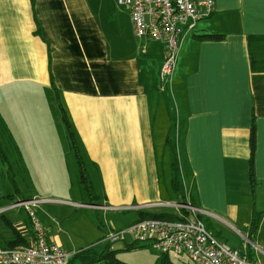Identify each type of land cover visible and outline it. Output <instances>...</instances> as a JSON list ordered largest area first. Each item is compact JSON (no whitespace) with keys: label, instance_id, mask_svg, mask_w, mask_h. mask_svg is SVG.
Returning <instances> with one entry per match:
<instances>
[{"label":"crops","instance_id":"0c3cea01","mask_svg":"<svg viewBox=\"0 0 264 264\" xmlns=\"http://www.w3.org/2000/svg\"><path fill=\"white\" fill-rule=\"evenodd\" d=\"M213 2L212 14L200 20L180 46L170 85L175 83L173 101L180 112L171 137L174 134L186 197L203 212L206 229L218 241L250 249L254 259L264 262V0ZM206 33L224 39L195 38ZM149 41L135 36L128 9L111 13L100 4L93 6V0H0V91L39 87L48 91L50 104L57 108L54 86L87 175L93 169L98 173L91 177L102 189L101 202L60 198L62 204L96 213L135 210L136 222L138 211L172 201L171 196L165 198L168 190L161 189L151 120L155 104L161 106L162 101H150L156 90L153 76L152 86L149 78L140 76L143 58L158 55L162 64V45ZM158 113L164 120L160 109ZM252 115L258 192H252L253 201L250 197L243 210L241 196L228 179L237 178L240 162L248 163ZM23 137L20 150L26 162L46 170V176L66 164L79 165L66 129L25 130ZM129 187H135L138 204L115 203L114 195H130ZM253 211L263 213L255 242L248 238ZM10 222L31 240L27 221ZM106 229L118 228L105 226L104 233ZM47 235L68 253L84 249L68 251L59 235ZM14 237L12 229L0 230L3 246Z\"/></svg>","mask_w":264,"mask_h":264},{"label":"rangeland","instance_id":"374dc122","mask_svg":"<svg viewBox=\"0 0 264 264\" xmlns=\"http://www.w3.org/2000/svg\"><path fill=\"white\" fill-rule=\"evenodd\" d=\"M94 4H100L103 10L111 13L114 8L126 9L118 6L115 0H93V6ZM154 43L149 41V44L160 47L159 44ZM143 61L144 63L140 65V76L145 75L146 79L149 78L151 86L152 76L153 81L156 82V90H154L150 101L153 100L155 103L157 99L162 101L161 106L155 104V112L151 113L152 124L154 122L156 155L160 164L161 189L164 193L165 189L168 190L169 196H166V199L171 196L170 199L175 200V195L171 193L170 189L172 153L168 145H165L167 136L170 135L171 137L169 133L171 120H175L180 112L179 107L176 108L173 101L172 88L175 83L173 82L174 85L171 87L172 78L171 86L169 81L163 82L159 78L160 60L158 55L148 59L143 58ZM142 71L144 72L143 75ZM55 97L60 116L56 105L50 104V94L42 88L37 87L34 90L26 91L24 88L18 87L12 93L0 91V142L6 155V158H3L0 154V211L5 210L0 215V230L3 228L11 230L6 220L13 223L21 221L26 225L28 218L24 208H6L20 201L39 199L42 202L35 211L40 222L47 232H51L52 235L57 234L63 239L66 250L95 247L100 251L105 246L104 242L99 240L102 232L103 235L105 234V226L113 225V227L118 228L117 230H125L136 220L137 212L135 210L128 212L110 210L107 213H96L87 210L85 206L68 207L62 204L61 201L63 200L60 198L87 204L101 202L102 189L92 178L98 174L97 171L93 169L90 172L92 177L87 175L92 186V192H88L86 184L82 183L81 170L77 161L73 165L69 164L68 166L66 164L64 169L51 171L50 175L46 176V170L35 169L31 160L26 162L25 155L20 150L23 142H25L23 137L25 130L27 132L32 130L36 133L43 129L58 132L66 129L68 134L61 106L56 95ZM164 99H166V104L163 102ZM159 109L164 120L159 118ZM155 116L156 119H153ZM178 130L177 124L175 132L177 140L179 138ZM172 138L175 142L174 134ZM68 140L70 141L69 137ZM71 155L73 158H77L73 149ZM248 177V163L244 165L243 162H240L237 178L228 179L241 196L240 207L243 210L248 207L249 203L247 202L252 196V192L254 190L258 192V187L251 188ZM120 182L125 183V180H120ZM134 190L135 187H129L130 195L128 196H126L125 191L122 197L115 194L114 202L138 204ZM252 201L253 197H251ZM124 239L125 241L120 240L111 243L112 250H122L117 251V259L128 264H155L156 252L152 248L143 247L132 252L125 251V244L132 242L135 238L132 234L127 233ZM86 246L88 247L86 248ZM169 257L174 264H181L182 262L191 264L184 255L170 254ZM76 264H80V262L77 261Z\"/></svg>","mask_w":264,"mask_h":264},{"label":"built area","instance_id":"2783aa9c","mask_svg":"<svg viewBox=\"0 0 264 264\" xmlns=\"http://www.w3.org/2000/svg\"><path fill=\"white\" fill-rule=\"evenodd\" d=\"M130 12L136 37L162 45L161 81H169L184 37L196 24L213 12V0H115ZM41 200L33 199L13 204L10 208H24L30 221L32 240L27 245L6 247L0 244V264H69L75 254L52 243L35 211ZM146 208H169L179 214V220H137L125 230L107 229L102 242L124 240L132 234L139 244L148 245L157 254L184 255L193 264H264L250 258L245 248H230L205 228L199 219L202 211L185 203L163 202ZM102 209H108L102 207ZM2 210L0 214L3 213Z\"/></svg>","mask_w":264,"mask_h":264},{"label":"trees","instance_id":"16d2710c","mask_svg":"<svg viewBox=\"0 0 264 264\" xmlns=\"http://www.w3.org/2000/svg\"><path fill=\"white\" fill-rule=\"evenodd\" d=\"M38 31H39V29H38ZM195 38L197 40L221 41L224 39V36L221 34H216V33H206L203 35L195 36ZM53 89H54L55 94H56L57 99H58L59 98L58 97V91L54 86H53ZM58 102H59V99H58ZM59 104H60V102H59ZM60 106H61V104H60ZM61 111H62L64 123L68 129V137L70 139V144L76 151L78 163H79L80 170H81L82 183L86 184V189L88 192H92V186L90 185L89 178L86 174L84 164L82 162L81 156L79 154V151H78V148L76 145L74 132L70 126L69 120L67 119V116H66L65 111H64L62 106H61ZM171 122H172V125H171V129L169 132L170 134H172V132L174 131V128H175V120L172 119ZM255 131H256L255 118L252 115L251 116V124H250V132H249V158H248V173H249L250 185L252 188L256 184V180L254 177V154H255V145H256ZM166 144L170 147V149L172 151V163L170 165L171 166L170 184H171V189H172L173 194L175 195L176 200L165 201V202L185 203L187 197H186L185 189H184V185H183V180H182V175H181V170H180V164H179V158H178V154L176 153V146H175L176 143L174 142L173 138L170 137V135H168V137L166 138ZM0 154L3 158H6V155H5L4 150L2 148L1 142H0ZM0 199H1V197H0ZM188 201L192 206H195L193 204L192 199H190V196H188ZM89 204L92 205L93 203H89ZM150 209H153V210L146 209L145 211H138V214H139L138 220H145V219L179 220V219H181V217L179 216V214L177 212H175L174 210L169 209V208H150ZM262 215H263L262 212L253 211V213H252L251 220L249 223V235H248V238L251 242H255V240H256L255 238H256L257 233H258L259 224H260ZM199 219L202 222H204L203 215H199ZM6 223L12 229V231L14 232V236H15L13 240L6 242L7 247H16V246H21V245H27L30 243L32 238H31V240L28 241V239L23 238L18 233L17 229L15 227H13V225L10 221L6 220ZM29 224H30V221L27 218V225L29 226ZM205 228H207L206 225H205ZM101 240H102V238H101ZM104 243H105V246L100 251H98L95 247H90L88 249L80 250L79 252H77L73 256V258L70 260L69 264H76L77 261H79L80 264H128L126 262H123V261L117 259V257H116L117 250L115 251V250L111 249V243H114V242H104ZM220 243H222V242H220ZM222 244H224V243H222ZM224 245H226V244H224ZM226 246H228V245H226ZM125 247H126L125 251L132 252V251H136L140 248L149 247V246L144 245V244H139L138 241L133 240L132 242L126 244ZM230 248H232V247H230ZM243 248H245V247H243ZM243 248L238 249V250H242ZM233 249H235V248H233ZM245 251L250 258L254 259L250 249L245 248ZM155 264H174V263L171 261L168 254L160 255V254L156 253ZM181 264H189V263L182 262ZM191 264H193V263H191Z\"/></svg>","mask_w":264,"mask_h":264}]
</instances>
